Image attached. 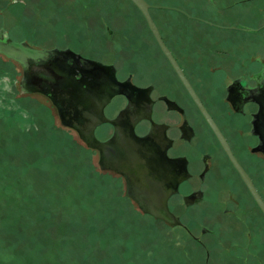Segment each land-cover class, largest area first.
<instances>
[{
	"label": "flooded vegetation",
	"instance_id": "1",
	"mask_svg": "<svg viewBox=\"0 0 264 264\" xmlns=\"http://www.w3.org/2000/svg\"><path fill=\"white\" fill-rule=\"evenodd\" d=\"M212 1L206 6V20H191V13L190 20L170 21L169 34L153 19L214 125L200 110L147 22L158 53L134 52L118 63L117 57L100 61L66 45L41 49L27 44L35 52L16 59L22 70L20 83L27 91L47 96L60 122L75 129L85 142L93 126L100 141L93 146L99 166L120 176L127 194L139 206L145 199L154 204L166 189V204L178 219L177 226L204 246L200 234L212 235L216 246L225 245L228 253L239 251L238 262L264 264L260 239L252 236H260L264 213L236 165L264 201V51L259 35L264 20L256 24L255 14H249L247 24L242 25L239 22L244 19L237 10ZM239 27L248 29L241 32ZM1 37L5 38L0 31ZM84 48L92 47L86 44ZM72 52L108 69H87L85 61L77 62ZM152 57L157 59L155 65L149 61ZM112 72L114 79L110 78ZM105 90L112 93L103 102ZM70 106L77 112H71ZM140 161H151L158 170L156 182L161 189L155 199L139 186L140 177L134 170ZM224 217L242 225L226 243L215 240L224 230L219 223ZM204 252L208 256L209 248Z\"/></svg>",
	"mask_w": 264,
	"mask_h": 264
},
{
	"label": "rangeland",
	"instance_id": "2",
	"mask_svg": "<svg viewBox=\"0 0 264 264\" xmlns=\"http://www.w3.org/2000/svg\"><path fill=\"white\" fill-rule=\"evenodd\" d=\"M147 1L159 5L150 12L167 34L170 21L190 20L191 13V20H206L210 2ZM212 2L237 10L242 25L249 14L263 23L264 0ZM0 31L15 42L41 49L66 45L100 61L114 56L123 63L134 52L159 51L131 0H0ZM259 35L262 52L264 26ZM21 78L16 59L0 51V264H244L237 261L239 251L216 246L212 235L200 234L207 256L182 227L144 211L122 178L99 166L95 149L60 122L50 99L25 90ZM262 220L260 236H252L260 239L264 262ZM219 223L224 230L215 240L223 243L242 226L227 217Z\"/></svg>",
	"mask_w": 264,
	"mask_h": 264
},
{
	"label": "water",
	"instance_id": "3",
	"mask_svg": "<svg viewBox=\"0 0 264 264\" xmlns=\"http://www.w3.org/2000/svg\"><path fill=\"white\" fill-rule=\"evenodd\" d=\"M131 1L137 6V8L140 10L142 15L144 16V18L148 24V27L150 28L151 32L155 36L159 46L164 51V53L167 55L168 59L170 60V62L174 66V68H176V70L178 71V73L182 77V79H183L184 83L186 84V86L188 87L190 93L192 94V96L196 100L200 110L205 115V117L213 124L208 112L206 111L205 107L201 103L199 97L196 95V93L194 92L192 87L186 81L183 73L181 72V69H180L178 63L176 62V60L173 57V55L171 54L170 50L168 49V47L164 43V41L161 37V34L159 32V29H158L152 15H151V13H150L151 7H156L159 5L152 4L147 0H131ZM173 8L176 10H180V11L184 12V10H182L181 8H178V7H173ZM0 51L9 57H13L15 59H20L25 55H29V54L34 53L35 49H33L32 47L28 46L25 43L15 42V41L11 40L10 38H6V37L2 38L1 37L0 38ZM42 51H44V50H42ZM72 55L76 58L77 62L81 63V62L85 61V63H83V66L86 67L87 69L100 70L101 72H103L104 70L106 71L108 69V66L101 63V62L82 58L79 54L73 53V52H72ZM110 78L114 79V73L113 72H112V76H110ZM63 88L65 89L64 91L68 90L67 86H63ZM111 93L112 92L108 91V90L102 91V94H103L102 98H104L103 102H105L109 98ZM103 96H105V97H103ZM69 108H70L71 112H74V113L77 112L76 107L70 106ZM85 140L88 143V145L92 146V147L99 144L100 141L94 136L93 126L90 127V129L87 131V133L85 135ZM139 142H141V140H139ZM236 165L239 168L240 172L242 173L252 195L254 196V198L256 199L258 205L260 206L262 212L264 213V201L262 200L260 194L258 193L256 188L253 186L252 182L250 181V178L246 175V173L242 170V168L238 165L237 162H236ZM134 172H135V174H137V176L140 177L139 178L140 188H142V190H147L146 191L147 194L154 196L152 198H154V199L157 198L158 191L161 189V188L159 189V187L157 186V182H156L159 175H158V170L155 169V167L153 166L151 161L150 162L145 161L144 163H141V161H140V163H138V165H137V168H135ZM166 192H167L166 189H164V192L161 191V193L159 194L160 199L158 201H155L154 204L150 203L149 200L147 201L145 199L144 201L140 202V206L144 211L150 212L157 217L160 216V217L166 218L168 221H170V223L175 224L179 221L168 210V207L166 204V199H165L166 198V195H165ZM151 204L155 207L154 209L152 208V206H150ZM157 208H159V210H157ZM161 210H162V212H161Z\"/></svg>",
	"mask_w": 264,
	"mask_h": 264
}]
</instances>
